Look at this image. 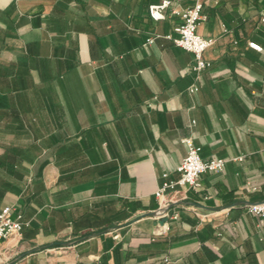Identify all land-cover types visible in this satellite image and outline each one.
<instances>
[{"label":"crops","instance_id":"obj_1","mask_svg":"<svg viewBox=\"0 0 264 264\" xmlns=\"http://www.w3.org/2000/svg\"><path fill=\"white\" fill-rule=\"evenodd\" d=\"M162 1L0 0V212L24 223L0 264H264L247 209L264 202V0H203L199 78L166 38L192 2L155 22ZM187 138L204 160H244L165 208Z\"/></svg>","mask_w":264,"mask_h":264},{"label":"built area","instance_id":"obj_2","mask_svg":"<svg viewBox=\"0 0 264 264\" xmlns=\"http://www.w3.org/2000/svg\"><path fill=\"white\" fill-rule=\"evenodd\" d=\"M192 4L186 8H174L172 13L178 16L181 23L174 28L176 37L171 35L166 38L173 41V43L191 53L194 58V64L190 70L196 73L199 78L200 74L211 67V63L205 59V52L214 44L213 38H207L198 33L199 25L206 21V16L203 14L204 2L203 0H190ZM173 2L170 0H164L160 4L149 6L148 12L150 18L155 21H162L166 19L167 11L172 7ZM264 21V17H263ZM154 38H149L147 44H152ZM249 48L263 52V48L253 42L249 43ZM189 92L195 94L198 92V87L192 85L189 88ZM186 148L187 153L183 158L177 171L179 178L177 180H167L155 193V196L162 201L163 207L166 208L170 203L177 202L176 198L181 195L187 189H193L200 191L202 185L200 183V177L207 173H223L225 171L228 162H242L244 157H237L233 159L225 158H212L204 160L201 157V147L194 144L191 138L184 139L182 141ZM168 179V174L164 175ZM256 190V188H252ZM172 194V198L166 200V196ZM248 212L252 215L264 219V202H258L249 204L247 206ZM14 208L7 206L0 212V242L7 241L11 238H20L22 236V230L24 227L23 217L21 214L14 213ZM161 217H167L168 219H177V216L169 217L168 212H162ZM167 223L161 228L153 231V236L158 237L163 235L167 231ZM165 262H168L165 259Z\"/></svg>","mask_w":264,"mask_h":264},{"label":"water","instance_id":"obj_3","mask_svg":"<svg viewBox=\"0 0 264 264\" xmlns=\"http://www.w3.org/2000/svg\"><path fill=\"white\" fill-rule=\"evenodd\" d=\"M168 210H169V209H166V210H165V213L168 212ZM158 215H159L158 213H157V214L155 213V214H152L151 216H152V217H155V216H158ZM168 220H169V219H168L167 217H161L159 223H160L161 225H164V224L168 223Z\"/></svg>","mask_w":264,"mask_h":264}]
</instances>
